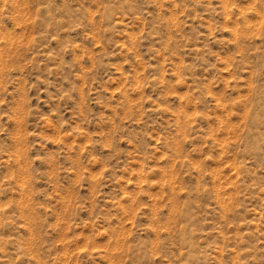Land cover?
<instances>
[{"label":"rangeland","instance_id":"rangeland-1","mask_svg":"<svg viewBox=\"0 0 264 264\" xmlns=\"http://www.w3.org/2000/svg\"><path fill=\"white\" fill-rule=\"evenodd\" d=\"M0 264H264V0H0Z\"/></svg>","mask_w":264,"mask_h":264}]
</instances>
